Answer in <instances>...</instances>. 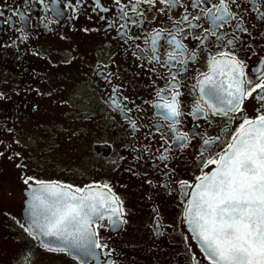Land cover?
<instances>
[{
	"label": "flooded vegetation",
	"instance_id": "1",
	"mask_svg": "<svg viewBox=\"0 0 264 264\" xmlns=\"http://www.w3.org/2000/svg\"><path fill=\"white\" fill-rule=\"evenodd\" d=\"M66 89L91 101L97 182L38 166L19 180L26 136L65 121ZM80 115L58 144L76 169ZM262 118L264 0H0V214L17 218L0 228V264H214L185 222L191 191ZM40 182L101 185L120 225L94 221L80 258L39 244L21 210L26 184Z\"/></svg>",
	"mask_w": 264,
	"mask_h": 264
},
{
	"label": "water",
	"instance_id": "2",
	"mask_svg": "<svg viewBox=\"0 0 264 264\" xmlns=\"http://www.w3.org/2000/svg\"><path fill=\"white\" fill-rule=\"evenodd\" d=\"M29 187L42 188L48 196L45 201L25 199L22 212L30 232L42 245L81 255L75 245L86 244L81 239L91 227L69 189L54 184ZM193 195L187 225L211 261L264 264V120L236 137L218 164L196 184ZM80 203L88 207L86 201Z\"/></svg>",
	"mask_w": 264,
	"mask_h": 264
},
{
	"label": "rangeland",
	"instance_id": "3",
	"mask_svg": "<svg viewBox=\"0 0 264 264\" xmlns=\"http://www.w3.org/2000/svg\"><path fill=\"white\" fill-rule=\"evenodd\" d=\"M67 101L71 104V105H67L66 106V109L68 110V108L70 109H75V113L77 114V112L79 111L78 108H80L81 106H84V103H81L78 101L77 102V107L75 106L76 104L72 101V99H67ZM68 104V103H67ZM69 112H67L68 114ZM71 117H74V115H71V116H68V119L70 120ZM64 125H67V123H64ZM70 127V125H68ZM72 126V125H71ZM60 127L59 125H56L54 127V129H57V130H60ZM69 130V128H68ZM68 132V131H67ZM86 137H87V142L89 143L90 140H91V134L90 132H86ZM41 140H37V142H40ZM60 143V138H57V140H55V147H50L49 148V153L48 154H44L45 152H43L44 155H42L41 151L38 150V153H36V157L35 159H38L37 156L40 155V158L42 157V159L44 157H46L47 155H49L48 157L44 158L43 160L41 159H38L39 163H40V167L41 168H45L46 167H55L58 169V171H63L64 172V177L65 179L67 180H71L72 177L75 175V167L73 165L70 164V161L68 159V155L71 157V155L69 153H65L63 150H58V144ZM61 152V153H60ZM68 154V155H67ZM92 155L91 151H85L84 152V155H83V164H87L88 161L86 162V160H88L90 158V156ZM35 155H31V156H25L24 158H22L23 162H25L28 166H29V170H33L34 168H36L37 166H39L37 164V162L35 160H33L32 158L34 157ZM66 157V161H65V157ZM86 157V158H85ZM84 169L86 170L85 171V174L88 176V174L90 173V167H88V165L84 166ZM47 170V171H46ZM45 171L47 173H50L52 174L53 176L54 175H60L62 176L63 174L61 172H56L54 170H48L46 169ZM28 174V176H30L31 174L30 173H26ZM26 174L24 173H21L20 175H18V179H25L27 176ZM17 177L15 178V181H17ZM77 177H78V174H77ZM10 178V176H9ZM11 179V178H10ZM5 203H6V198H1L0 197V208H3L5 207ZM14 217V216H13ZM15 220V219H14ZM14 220H11L9 221V223L11 225H13L14 223ZM16 221V220H15ZM40 255H42V253L39 252ZM2 264V263H1Z\"/></svg>",
	"mask_w": 264,
	"mask_h": 264
}]
</instances>
